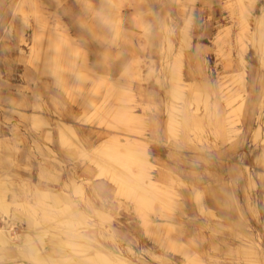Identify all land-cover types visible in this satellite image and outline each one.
<instances>
[{
    "label": "rangeland",
    "instance_id": "374dc122",
    "mask_svg": "<svg viewBox=\"0 0 264 264\" xmlns=\"http://www.w3.org/2000/svg\"><path fill=\"white\" fill-rule=\"evenodd\" d=\"M18 1L0 0V129L5 133L0 139L15 138L14 146L0 151V181L7 183L2 196L10 211L18 210L21 217L25 215L29 220L32 215L38 216L47 230H57V235L66 231L71 235L77 231L71 229L75 221L73 203L80 202L81 196H89L97 210L110 215L109 219L99 220V225L123 230L124 239L115 236L119 246L133 248L153 264L145 249L155 250V254L170 259L172 264H183V261L187 264V259L178 251L158 247L159 243L145 233L135 201L118 195L116 185L106 177H97V168L88 156H83L84 153L95 156L100 146L120 153L126 148H135V156L138 158L141 154L138 159L147 157L144 171L148 169L149 180L156 181L155 191L148 189L150 186L142 180L139 182L143 161L135 159V163L124 161L110 167L112 170L119 167L114 171L119 174L123 171L122 176L129 177V181L125 179L128 183L136 180L131 187H140L137 195L148 196L151 202L141 213L153 228L161 219L178 224L177 215H181L183 237L176 223L174 230L178 232L172 230V236L181 244L186 237L191 238L190 242H184L189 244V254L193 250L197 252L203 264H264V0H242L247 12L241 13L236 0H85V3L83 0H34L35 8L32 3L25 1L20 5ZM93 1L99 4L94 7ZM90 8L103 11L105 17L100 16L103 21H95ZM57 21L68 28L72 40L82 48L75 59V69L72 64L62 66L58 57L54 58L58 66L49 64L46 68L48 64L45 66L43 62H46L45 53L55 56L49 47L53 40L46 30ZM35 37L39 38L37 46ZM242 43L246 46H241ZM52 46L53 43V49ZM83 57L103 81L108 80L111 85L108 89L101 87L103 90L94 94L88 81H75ZM238 75L242 76V83L236 81ZM81 83L84 85L80 89ZM234 91H239L243 100L236 101ZM86 106L91 109L82 108ZM125 106L131 108L135 117H142L139 120L143 125L127 123L126 126L115 118L118 108ZM95 109L100 112L93 116ZM179 111H189L196 121H190L183 128L176 120V115L181 114ZM224 112L228 113L231 127L228 131L221 126ZM31 114L39 116L45 124L60 119L72 125L80 137L78 147L61 148L56 137L53 141L50 137L49 141L43 125L34 129L36 126L27 121ZM41 132L47 140L38 136ZM109 139H113L112 142ZM32 140L39 141L43 149H53L66 173L55 174L47 168L40 179L38 162L49 159H46L48 155L41 157L35 152ZM107 143L114 144L116 150H111L113 146ZM141 151L146 152L145 157ZM105 153L102 152L103 159H107ZM110 160L107 159L112 164ZM73 172L75 181L83 180L85 184L81 185V191L70 188L71 203L61 202L59 209L55 206L53 209V205L48 209L43 206L44 200L38 198L30 199L33 205L23 203L29 192L25 194L19 187H16L19 203L6 200V193L15 185L13 178L41 182L56 189ZM92 183L102 185L98 193L91 189ZM158 189L162 193L168 190L177 204L161 198ZM194 189L202 195L206 210L213 215L202 212V197ZM151 194L154 196L149 197ZM80 208L87 214L88 209L81 205ZM57 210L63 212L58 219L52 214H57ZM96 213L101 214L100 217ZM43 214L48 217L42 218ZM102 215L95 212L99 218ZM16 221L13 235L27 231L22 221ZM82 222V219L77 221L78 224ZM205 222L214 223L219 231L212 233L204 229ZM200 224L206 234L200 231V235H194L193 229ZM202 236L206 240L202 241ZM72 252L58 238L45 240L44 253L51 259H74L78 264H93L86 260L92 255L91 249L82 255Z\"/></svg>",
    "mask_w": 264,
    "mask_h": 264
},
{
    "label": "bare ground",
    "instance_id": "6f19581e",
    "mask_svg": "<svg viewBox=\"0 0 264 264\" xmlns=\"http://www.w3.org/2000/svg\"><path fill=\"white\" fill-rule=\"evenodd\" d=\"M27 1L29 3H34V0H19L18 1V4H22ZM84 3H85V0H83ZM113 1V0H112ZM235 1V0H234ZM118 2H122L120 0H118ZM81 3H83L81 1ZM80 3V4H81ZM111 3V2H110ZM234 3V2H233ZM35 4V3H34ZM34 4L32 5L34 7ZM31 5V4H30ZM82 5V4H81ZM87 5V4H86ZM112 4H110L111 6ZM31 6V7H32ZM84 6V4H83ZM104 6V5H103ZM228 6H230L228 4ZM236 6L239 7L238 10H240V13L243 12L245 9L242 7L243 6V3H242V0H236ZM21 7V6H20ZM35 8V7H34ZM231 8V7H230ZM24 9V7H23ZM93 9V8H92ZM90 8V10H92ZM17 10V8H16ZM15 10V11H16ZM39 10V8H38ZM84 10V9H83ZM115 10V9H114ZM234 10V9H233ZM14 11V12H15ZM35 11V9H34ZM87 11V10H86ZM93 11V16L92 18L95 20V21H103L101 20L104 16V12L103 11H100V10H92ZM247 12V10H245ZM38 12V11H37ZM36 12V13H37ZM43 12H47V11H43ZM84 13V12H83ZM85 14V13H84ZM102 14V15H101ZM25 15V14H23ZM41 14H39L40 16ZM54 15L56 17H58L55 13ZM243 15V14H242ZM100 16L102 18H100ZM245 16V15H244ZM45 17V15H44ZM105 17V16H104ZM247 18V17H246ZM61 19V18H60ZM59 19V21H60ZM245 19V17H244ZM92 20V21H94ZM50 21V20H49ZM59 21H57L55 23V26H53L52 28H49L46 30V33L48 34V36L50 37L52 41V43L54 44L53 49L51 48V44L50 43V49L53 50V52L55 53V56H47L45 53V56L44 57L46 58V62L45 60L43 61L46 68H49V64L51 65H55L56 62L54 60L55 57H58V58H61L59 59V62L62 61L61 63H59V65H62V66H65L66 64H72L73 66V69H75V59L77 58L78 56V52L79 50H81L82 48L80 47V45H78L77 43H75L72 38L70 37L69 35V31H68V28L65 26V25H62L59 23ZM62 21V20H61ZM246 21V20H244ZM244 21L242 23H244ZM38 22V20H37ZM96 23V22H95ZM98 23H101V22H98ZM241 23V24H242ZM240 24V25H241ZM246 25V23H244ZM40 25V23H39ZM42 25H44L42 23ZM48 25V24H46ZM45 25V26H46ZM243 25V24H242ZM241 25V26H242ZM49 26V25H48ZM50 27V26H49ZM47 28V27H46ZM243 28V26L241 27ZM37 30V29H36ZM45 30V27L44 29ZM41 31V30H40ZM102 31V30H101ZM124 33L123 30H120ZM45 32V31H44ZM34 33H37V32H34ZM45 33V34H46ZM120 33V32H119ZM5 35V34H4ZM35 35V34H34ZM41 35V34H40ZM36 36H39L36 35ZM6 37V36H5ZM45 37V36H44ZM37 38L38 37H35V41H36V46L38 45V42H37ZM6 39V38H4ZM46 39H48V37H46ZM39 40V38H38ZM49 40V39H48ZM50 42V40L48 41ZM243 42V41H242ZM185 43V42H184ZM241 43V42H240ZM40 45V44H39ZM35 46V44H34ZM41 46V45H40ZM241 46L245 47L246 45H243V43L241 44ZM239 46V47H241ZM45 47V46H44ZM47 47V46H46ZM38 48H42V47H39ZM171 48V47H169ZM32 49V48H31ZM35 49V48H34ZM182 49V48H181ZM244 49V48H243ZM216 50V49H215ZM41 52V51H40ZM48 52V51H47ZM181 52V51H180ZM39 53V52H38ZM43 53V52H42ZM50 53V52H49ZM53 53V54H54ZM179 53V52H178ZM177 53V54H178ZM40 54V53H39ZM88 54V53H87ZM176 54V56H177ZM180 54V53H179ZM178 54V55H179ZM42 56V54H40ZM181 55H182V52H181ZM36 56V55H35ZM85 56V55H84ZM37 57V56H36ZM39 57V56H38ZM82 57V56H81ZM87 57V56H86ZM230 57V56H229ZM88 58V57H87ZM40 60V59H39ZM57 60V59H56ZM88 60V59H87ZM86 59L83 57L82 60H81V64L80 66L78 65V68H77V71H76V74H75V81L77 83L83 81V80H86V82L88 81L89 82V88L91 89L92 92H94V94L96 92H98V90L100 91V89H102L103 87L105 88H109V86H111L106 80L103 81L102 77L98 76L90 67L87 66V63H85ZM241 61L243 62V59L241 58ZM88 62V61H87ZM29 63V62H28ZM57 65V64H56ZM58 66V65H57ZM66 67V66H65ZM64 67V68H65ZM44 68V67H43ZM51 68V67H50ZM55 68V67H54ZM67 68H68V65H67ZM57 69V68H55ZM43 70V69H42ZM46 70V69H45ZM49 70V69H48ZM58 70V69H57ZM70 70V69H69ZM65 71V70H64ZM68 71V70H67ZM73 71V70H72ZM47 73V71H45ZM86 72V73H85ZM58 73V72H57ZM128 73V72H126ZM174 73V72H173ZM45 74V73H44ZM64 74V73H63ZM130 74V73H129ZM238 74V73H237ZM53 75V74H52ZM55 75V74H54ZM60 75V74H59ZM45 76V75H44ZM57 76V75H55ZM53 76V78L55 77ZM127 76V74H126ZM173 76V75H172ZM46 77V76H45ZM52 77V76H51ZM122 77H125V76H122ZM176 78V77H175ZM174 78V79H175ZM236 78V76H235ZM234 78V79H235ZM244 78V77H243ZM52 79V78H51ZM106 79V78H105ZM233 79V80H234ZM56 80V79H55ZM69 80V79H68ZM110 80V79H109ZM242 76L238 75L237 78H236V81L239 83L241 82L242 83ZM63 81V80H62ZM74 81V82H75ZM235 81V80H234ZM86 82H83V83H86ZM107 82V83H106ZM111 82V81H110ZM174 82V81H173ZM172 82V83H173ZM54 83V82H53ZM83 83H81V86L80 89L82 88V85H84ZM178 83V82H177ZM231 83V82H230ZM236 83V82H235ZM66 84V83H65ZM234 84V83H233ZM232 84V85H233ZM62 85V83H61ZM77 85V84H76ZM173 85V84H172ZM56 86V85H55ZM115 86V85H114ZM180 87V85H178ZM234 86V85H233ZM64 87H67V85ZM102 87V88H101ZM176 87V86H175ZM63 88V87H62ZM67 88H65L66 90ZM77 89H78V85H77ZM115 89V88H113ZM103 90V89H102ZM80 91V90H79ZM105 91H107L105 89ZM240 91V90H239ZM237 92V91H234L236 92V101H241L243 100V97L240 95V92ZM69 92V91H67ZM74 92V91H73ZM175 93H177V89L174 90ZM244 92V91H243ZM66 94V93H65ZM130 94V92H129ZM242 94V93H241ZM245 94V93H244ZM75 95V93H74ZM77 95V93H76ZM75 95V96H76ZM104 95V94H103ZM106 95V94H105ZM78 97V95H77ZM72 98V97H71ZM79 98V97H78ZM75 99V98H74ZM88 99V98H87ZM81 100V99H80ZM83 100V99H82ZM91 103H92V98L89 97L88 99ZM130 102V101H129ZM87 103V101L85 102ZM239 103V102H238ZM90 104V103H89ZM85 105V104H83ZM88 105V104H87ZM81 106H82V103H81ZM89 106V105H88ZM121 106V105H120ZM83 109L85 108H90V107H82ZM91 109V108H90ZM131 108L128 109V107H123L121 109L118 108V111L117 113H115V118L118 119V121L122 122L123 124L125 123V125L128 123V124H138V125H143L141 124L142 121V117H135L136 115L132 114V112L130 111ZM87 110V109H86ZM95 113L93 114L96 115V112L98 114V112H100L99 110L100 109H95ZM117 110V108H116ZM115 110V111H116ZM85 111V110H84ZM110 111V110H109ZM93 112H94V109H93ZM111 114V113H110ZM32 115V114H31ZM91 115V114H90ZM89 115V116H90ZM101 115V113H100ZM104 115V114H103ZM92 116V117H93ZM99 116V115H98ZM106 116V115H104ZM101 117V116H100ZM104 118V117H103ZM139 118H141L139 120ZM101 120V118H99ZM92 120V119H90ZM94 120H95V117H94ZM98 120V118L96 119ZM106 119L104 118V121ZM110 120L111 117H110ZM173 121V120H172ZM171 121V122H172ZM31 122L34 126H36L34 129L38 128V127H41L43 125L44 127V130L46 131V135L48 136V139L50 141V137H51V132H50V128H49V125L48 124H45L44 121H42L39 116H35V115H32L31 116ZM110 122V121H109ZM138 122V123H136ZM94 123V121H93ZM112 123V122H111ZM119 123V122H118ZM121 123V124H122ZM83 124V123H82ZM110 124V123H109ZM122 124V125H123ZM93 125V124H92ZM102 125V124H101ZM113 126V125H112ZM117 126V125H116ZM127 126V125H126ZM129 126V125H128ZM119 127V126H118ZM109 128V127H107ZM111 128V127H110ZM109 128V129H110ZM117 128V127H116ZM114 128V129H116ZM127 128V127H125ZM113 129V130H114ZM129 129V128H128ZM144 129V128H143ZM132 130V129H131ZM38 131V130H37ZM129 131V130H128ZM134 131V130H133ZM55 137H56V141H58V144L61 148H64V149H69L71 147V145H77L79 144V138H78V135L75 131V129L72 127V125H70L69 123H66L60 119L56 120L55 122ZM117 138V137H116ZM124 139V138H123ZM110 140V139H109ZM113 140V139H111ZM110 140V142H112ZM116 143L118 144V141L117 139H115ZM102 144V143H101ZM106 144V143H105ZM116 144V146H117ZM122 144V143H121ZM107 145H112L111 144H108ZM106 145V146H107ZM114 145V144H113ZM112 145V146H113ZM119 145V144H118ZM126 145V143H125ZM130 145L132 146V144L130 143ZM134 145V144H133ZM143 145V144H142ZM145 145V144H144ZM11 146V144L9 143V140H0V151L1 150H5V149H8L9 147ZM111 146V147H112ZM115 146V145H114ZM112 147L111 150H116L115 148L116 147ZM128 146V145H126ZM139 144L136 145V148H138ZM78 147V145H77ZM81 147V146H80ZM79 147V148H80ZM101 148L97 149V154L94 156V154H90V155H85L86 153H84V157L88 156L89 159L91 160V164L93 163L94 166L97 168V177H103V178H107L109 179V181H111L114 185H116V191H117V194L118 195H121V196H124V197H127V199H131V201H135V209L137 211V214L141 215V218H142V221H143V226L145 228V232L148 236H152V240L154 242H157L159 243V245L166 249V250H176L178 251L179 253L178 254H182V256L187 259V264H203V261H201V259L199 258V256L197 255V252H195L193 250L192 254L190 255L189 254V251H188V248H189V244H186L184 242H190L191 241V238L189 237H186V239H183V243H177L175 241V238L172 236V233L171 231L174 230V227H175V223L177 224V222L175 221H172V223L167 222L165 219H161L160 221L161 222H157L155 223V227L153 228L151 226V223L150 221L148 220V218L146 216H144L141 212L144 208H146V206H148V204H150V200L147 198V197H140L139 194L137 195L136 193V190L139 189V188H136V186H134L135 190L131 187L132 183H134V179L130 180L131 184L128 183V175L126 178L125 175L122 176L123 174V171H120L122 172V174L120 173H116L114 170L116 169H113L110 167V165L112 166L114 164L115 165H119L121 162L123 163L124 161H133V160H140L143 161L141 162L142 163V166L140 164V166L143 168L142 169V173L137 174L139 175V182L140 180H142V182H145L147 185H144V187H148V189L150 188L151 190L155 191L157 189V186H156V182L155 181H152V180H149V174L147 173L148 169L146 171L145 170V165H146V161L145 160L146 158H143L144 160H141L138 159L139 157H141V154L139 153L140 150L138 151V155L139 157L137 158V156H135L134 154V151H135V148H126V149H122L123 150V153H120L118 150L117 152H112V151H107L105 149H107L105 146H100ZM108 147V146H107ZM129 147V146H128ZM135 147V146H133ZM109 148V147H108ZM114 148V149H113ZM145 148V147H143ZM81 149V148H80ZM141 149V148H139ZM82 150V149H81ZM138 150V149H137ZM136 150V151H137ZM143 150V149H142ZM145 150V149H144ZM85 151V150H84ZM106 151V156H107V159H111L113 161H116L115 162H111L110 160V163L112 164H109L107 159H103L104 155H102V152L104 153ZM65 152V151H64ZM67 152V151H66ZM93 152V151H92ZM142 154L146 153L145 151H141ZM136 153V152H135ZM134 154V156H133ZM102 155V156H101ZM82 156V157H83ZM105 156V157H106ZM87 157V158H88ZM143 157H145V154L143 155ZM53 159V158H52ZM145 161V162H144ZM139 162V161H138ZM119 163V164H117ZM132 163H135V161H133ZM126 166V164H124ZM123 165V166H124ZM129 165V164H128ZM130 166V165H129ZM136 166V164H135ZM139 166V165H138ZM137 166V167H138ZM113 167V166H112ZM136 167V168H137ZM247 167V166H246ZM114 168V167H113ZM117 168V167H116ZM119 168V167H118ZM117 168V170H119ZM124 168V167H123ZM138 169V168H137ZM116 170V171H117ZM123 170V169H122ZM136 171H139V170H136ZM126 172V171H125ZM247 172L249 173V171L246 170V174ZM139 173V172H137ZM132 175V174H131ZM135 175V176H137ZM248 175V174H247ZM6 176V175H5ZM134 176V175H133ZM125 177V178H124ZM171 177V176H170ZM128 181H126V180ZM131 179V178H130ZM138 179V178H137ZM167 179V178H166ZM134 180V181H133ZM171 181V180H170ZM250 182V181H249ZM138 184V182H136ZM35 185V184H34ZM135 185V183H134ZM141 184H139L140 186ZM143 185V184H142ZM159 186V184H157ZM7 186V183L4 182V181H0V264H78L75 262L74 259H51L49 256H47V254L44 253V248H45V240L47 239H54V238H58L60 241H62L63 243V246L65 248H69L70 250H73V252H77L76 254L79 255L81 253V255L83 254V252L85 253V251L91 249L92 250V255H90V257H88L86 260L89 262V263H93V264H128L126 263L122 258L112 254V252L108 249H106L105 247H103L102 245L96 243L94 240H92L91 236L87 235V234H84L83 232H80V231H74L73 234L71 233V235H68V233H66V231L64 232H61V233H58L55 234V232L57 231H49L47 230V227L42 224V222L39 220V217L38 216H35V215H32V219L29 220V218H27L25 215L23 217H21V215L19 214V211L18 210H13V212L10 211L9 209V204H7V202L3 199L4 196H2V192L4 191L5 192V188ZM138 187V186H137ZM76 190L77 191H81L80 189L81 188V185H78L76 186ZM163 188V187H162ZM44 189V188H43ZM143 189L145 188H142L141 190L143 191ZM148 189L146 191H148ZM35 199L37 200L38 199H43L44 200V205L45 207H47L48 209H50V207L53 205V209H54V204H56L55 202H59L60 198H62V202H69L68 200V196L66 194L62 195L61 197L59 196H53L50 192L48 191H42V190H39L38 188H35ZM46 190V189H45ZM140 190V191H141ZM145 190H144V193H145ZM62 191V190H61ZM76 191V192H77ZM158 191L161 192V190L158 189ZM150 192V191H149ZM148 192V193H149ZM81 193V192H80ZM143 194V193H142ZM150 194V193H149ZM152 195V194H151ZM149 196V197H153L154 195L152 196ZM161 195V198H165L167 199L170 203L172 204H177V201H175L172 197V194L168 191V190H163V193L161 192L160 193ZM201 196V195H200ZM159 196H157V200L160 199L158 198ZM155 198V197H154ZM48 200V201H47ZM58 200V201H57ZM163 200V199H162ZM159 201V200H158ZM199 202V201H198ZM43 204V203H42ZM17 205V204H16ZM57 205V204H56ZM55 205V206H56ZM167 205V204H166ZM201 205V204H200ZM18 206V205H17ZM171 207V205H169ZM12 207V206H11ZM155 207V206H154ZM168 207V206H167ZM14 208V207H13ZM29 208V207H28ZM12 209V208H11ZM56 209V208H55ZM59 209V208H58ZM156 209V208H155ZM154 209V210H155ZM52 210V209H51ZM157 210V209H156ZM202 210V209H201ZM58 211V210H57ZM61 211V210H60ZM63 211V210H62ZM63 213V212H62ZM61 213V215H62ZM36 214V213H34ZM97 215H100L101 214H98L96 213ZM168 214V213H167ZM136 215V214H135ZM42 218H46L48 217L47 214H43L41 215ZM104 215H102L101 217H103ZM168 217V216H167ZM166 218V217H165ZM16 219H20V221H24L26 223V226L29 230L27 231H23V233H21L20 235H13L12 233L14 232V230L16 229L15 228V223L17 222ZM53 219V218H51ZM172 219V218H171ZM176 219V218H175ZM60 222V220H59ZM62 222H65V221H62ZM18 223V222H17ZM61 223V222H60ZM67 223V222H66ZM62 224V223H61ZM47 225V224H46ZM65 225V224H64ZM99 225V224H98ZM67 226V225H66ZM69 227V225H68ZM178 227V231H180L179 233L182 234V227H181V224L178 223L177 226ZM180 229V230H179ZM176 231V230H174ZM176 231V232H178ZM174 233V232H173ZM199 233V232H198ZM174 235V234H173ZM182 237H183V234H182ZM202 241L206 240L204 239L205 237L202 236ZM161 239V241H160ZM178 241V240H177ZM48 249V248H47ZM62 249V248H61ZM67 251V250H66ZM53 252V251H52ZM69 252V250H68ZM72 252V253H73ZM79 253V254H78ZM177 253V252H176ZM66 254V253H65ZM210 255V254H209ZM204 256V255H203ZM17 258V259H16ZM81 259V258H80ZM138 259V258H137ZM186 264V263H185Z\"/></svg>",
    "mask_w": 264,
    "mask_h": 264
},
{
    "label": "crops",
    "instance_id": "0c3cea01",
    "mask_svg": "<svg viewBox=\"0 0 264 264\" xmlns=\"http://www.w3.org/2000/svg\"><path fill=\"white\" fill-rule=\"evenodd\" d=\"M92 4H93L94 7H96V4H99V1L97 3H95L93 1ZM76 32L79 34L78 31H76ZM69 35H70V31H69ZM179 112H181V114H177L176 115V120H177L178 125H181L183 128L186 127L187 124L190 121H192V122L196 121L195 117H194V120H192V114L189 111L188 112L187 111H183V112L179 111ZM228 113H229V111H228ZM228 113L224 112V115L221 117V122H222L221 126L226 131L231 129V127L228 124V120H229ZM28 120L31 122V117L30 116L27 119V121ZM169 122H170V119H169ZM47 124L49 125V128H50L49 130L51 132V138H52V141H53V138L55 137V122L52 123V124H50L48 122ZM0 130H1L0 136L4 135L5 134V133H3L4 130L3 129H0ZM21 135L24 136L25 134H21ZM11 136H12V134H11ZM38 136L44 137V139L47 140L46 139V135L43 132L39 133ZM24 138H26V136H24ZM8 139H9V143L11 144V146H14V141L13 140H15V138L13 139V138H9L8 137ZM0 140H2V139H0ZM31 143H32V146L36 150L35 152L37 154H39L41 157H43L44 155H48L46 159H49V161H45L44 159H41L38 162V176H40V179L41 178L43 179V173L47 170V168H50L53 171H55L56 172L55 174H57V173L58 174L59 173L65 174L66 173V169L64 167V164L61 162V160L59 158V155H57L53 149H51L50 147H46L45 149H43L41 147L39 141H37V140H32ZM48 148L52 152H54V154H52L48 150ZM30 153L32 154L33 152L30 151ZM24 166L27 168L28 171L30 170L28 165H24ZM74 174L75 173L73 172L72 176H69V177L67 175L66 176V180H63L62 182H60L56 189H54L53 186H50L48 184H44V183H41V182L34 183L32 181L30 182V181H27V180H24V179L17 180L16 178H13V179L11 178L14 181L15 185L12 187V190H9L6 193V200H8V202L15 201V202L19 203L18 195H17V188H16V187H19L20 189H22L23 193L26 194L27 192H29V196H24L26 198V201H24L23 203L33 205V203L30 202V199H33V200L35 199V190L34 189L38 188L39 190L50 192L53 196L61 197L62 195L66 194L68 196V200H69V204H70L71 203V198H70V196L68 194V191L70 190V188L73 187L74 190L77 191L76 190L77 189L76 186L78 185V183H79V185L85 184V182H83V180H81L80 182H79V180L75 181V178L73 176ZM6 175L9 177L8 174H6ZM88 183H90V182H88ZM101 186L102 185L97 186L96 184L92 183L91 184V189L93 191H95L96 193H98L97 190H100ZM189 190H190V188H189ZM193 191L199 193V191L196 190V189H194ZM199 195H201V194L199 193ZM201 197H202V195H201ZM217 198H218V196L216 197V199ZM62 201H63L62 198H60L59 202H55L57 205L54 204V206L56 205L55 207L59 208L60 206L58 204H60ZM202 201H201L202 212L205 213L206 215L207 214L209 215V213H211L213 215V213L210 210H208V209L206 210V206H204L203 197H202ZM12 203H14V202H12ZM80 205L83 206L85 209H88L87 214H85L83 209L80 208ZM73 207L74 208H72V216L75 219L74 222H75V224L77 226H75L74 222H72L71 229L78 230L80 232H83L84 234H87V235L91 236L92 238L96 239L97 241L103 243L109 250H111L114 253H117V255L129 260L133 264H153L152 262L150 263L149 260L144 259L141 255H138L137 251L133 250V248H129L127 246L125 248H123V246H119L117 244V240H116L115 236L118 235L121 239H124V237H123L124 234L122 233L123 230L121 231L119 228L116 229L114 227L111 228V225H109L108 228H105V227H103L101 225H98L99 224V222H98L99 220L109 219L110 215H107L103 211L97 210L94 207V205H93L91 197H89V196H87V197L81 196L80 202H78L77 204L73 203ZM97 211L102 213L105 217L99 218V217L95 216V212H97ZM59 212L61 213V211L59 210V211H57V214L53 213V212H52V214L56 215V218L58 219L59 218L58 216L61 215ZM80 219H82L83 222L78 224L77 221L80 220ZM177 221L180 224H182L181 215H177ZM22 222L24 223L23 226L25 225V227H26L25 229L29 230V229H27L26 223L24 221H22ZM118 223H119V225L121 224L120 221ZM213 224L214 223H210V222H209V224H207L205 222V223L202 224V226H204V229H206V230H208V231H210L212 233H215L216 231H219V230H216L215 224L214 225ZM142 225H143V221H142ZM202 226L200 224V226H197L196 228H194L193 229L194 230L193 234L194 235H196V234L200 235V233H198L200 231H202L203 234H206L203 231ZM218 226H220V225H218ZM143 228H144V226H143ZM144 230H145V228H144ZM158 247H161V246L158 244ZM144 252L150 257V259L154 262V264H172V261L170 259L163 258L162 256H159V255L155 254L154 253L155 250H154V252H150V251H147L145 249ZM165 252H166V250H165ZM128 257H131V259L133 261L130 260ZM183 264H185L184 261H183Z\"/></svg>",
    "mask_w": 264,
    "mask_h": 264
}]
</instances>
